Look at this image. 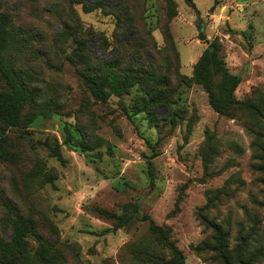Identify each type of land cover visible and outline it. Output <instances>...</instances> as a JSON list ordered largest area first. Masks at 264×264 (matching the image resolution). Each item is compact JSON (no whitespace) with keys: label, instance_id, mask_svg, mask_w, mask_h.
Here are the masks:
<instances>
[{"label":"rangeland","instance_id":"obj_1","mask_svg":"<svg viewBox=\"0 0 264 264\" xmlns=\"http://www.w3.org/2000/svg\"><path fill=\"white\" fill-rule=\"evenodd\" d=\"M92 1L106 10L117 2ZM173 2L171 50L161 33L164 0H145L136 34L117 33L116 16L68 0H0L11 20L6 64L34 98L18 125L0 122V238L11 239L17 212L58 250V264H172L148 222L120 221L136 205L167 232L175 264H223L222 255L264 264V0ZM120 40L138 45L123 43L116 55ZM79 41L95 68L117 57L120 65L104 68L114 75L134 66L168 77L167 101L159 104L164 89L153 83L150 93L106 87L107 101H96L81 78L85 65L70 62ZM211 44L240 79L227 102L229 84L206 66L217 111L203 85L188 81ZM25 240L31 261L38 240Z\"/></svg>","mask_w":264,"mask_h":264},{"label":"trees","instance_id":"obj_2","mask_svg":"<svg viewBox=\"0 0 264 264\" xmlns=\"http://www.w3.org/2000/svg\"><path fill=\"white\" fill-rule=\"evenodd\" d=\"M184 3L192 7L193 0H183ZM70 4H81L84 11L90 12L94 9H102L105 15L113 14L116 16V32L121 33L124 29L128 32L130 29L134 30L136 34L138 15L144 12L145 0H117L113 5H109L110 10H106L108 5L92 0H68ZM165 3V23L161 26V33L164 42L168 44L171 50L173 49L172 37L169 31V25L173 18L177 16V6L173 0H164ZM1 8V5H0ZM121 10V11H120ZM62 11V10H61ZM112 11V12H111ZM124 12V15L122 14ZM10 16L6 13L0 12V77L5 82L7 90L0 91V122L6 127H14L18 125L20 120V114L24 107L29 102H33V93L28 87L21 75L14 72L13 69L6 64L5 57L3 55L5 49L10 44V38L8 35V27L10 25ZM69 22L77 34L80 33L79 23L73 15L69 16ZM142 28V27H141ZM120 29V31H118ZM79 32V33H78ZM56 35V34H55ZM59 36V34H57ZM126 48L132 49L137 47L138 43L132 41L127 43L123 42ZM123 43H113L116 55L122 51ZM153 46V43L150 42ZM103 41L100 43V46ZM154 47V46H153ZM167 47V46H166ZM85 42H77L76 47L72 51L70 62L73 65H77L76 62L85 65V70L81 72V78L91 96L101 103H105L109 97L106 92V87L112 89L113 93L119 94L131 87L138 85L143 87L148 93L152 92L155 85L161 86L163 94L157 99L159 104H164L167 101V90H169L170 83L168 77L157 78L153 73L147 69L135 68L134 66L127 68V73L123 76L114 75L111 71L105 70V66H117L121 64V60L117 57L110 58L109 61L105 60L98 63V67L91 62L89 57L85 54ZM139 49H136L138 51ZM140 51V50H139ZM134 57L133 54H127ZM76 60V61H75ZM206 66H211L222 75V79L225 83L229 84V90L227 92V102L233 100L232 93L239 84V77L231 75L227 72L225 62L218 56V49L215 45L211 44L205 48L199 59L193 66L192 77L188 78L189 83H199L203 85L208 94V100L211 107L214 110L219 108L214 104L213 98L209 90L210 79L205 77ZM93 67V68H92ZM151 70V69H149ZM153 83V86L150 84ZM9 160V157L8 159ZM264 169V168H263ZM98 212L103 213L98 210ZM135 217L138 221L148 222L149 231L156 235L157 240L163 244H166L174 254L172 264L178 260L179 254L174 246L168 242L167 232L160 226H156L151 218L145 214H142L135 205L132 209V214L124 215L120 218V221L124 222L126 218ZM11 239L9 241L0 238V264H58L60 257L58 256V250L53 248L51 243L47 241L39 232L35 229V223L32 219L24 217L23 215L13 212L11 219ZM116 226H119L116 224ZM26 235H32L38 240V247L32 253L31 261L29 260V253L27 252V243L25 240ZM219 237V234L218 236ZM223 264H230L229 260L222 255ZM240 264H251L249 261H242Z\"/></svg>","mask_w":264,"mask_h":264},{"label":"water","instance_id":"obj_3","mask_svg":"<svg viewBox=\"0 0 264 264\" xmlns=\"http://www.w3.org/2000/svg\"><path fill=\"white\" fill-rule=\"evenodd\" d=\"M199 24H200V21H199ZM197 36H198V38H199L200 40H204V39H205L204 36H203V34H202V32H201L200 27H198V33H197Z\"/></svg>","mask_w":264,"mask_h":264}]
</instances>
